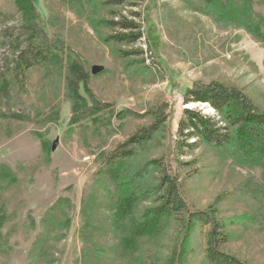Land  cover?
Here are the masks:
<instances>
[{
    "label": "rangeland",
    "instance_id": "rangeland-1",
    "mask_svg": "<svg viewBox=\"0 0 264 264\" xmlns=\"http://www.w3.org/2000/svg\"><path fill=\"white\" fill-rule=\"evenodd\" d=\"M99 1L35 3L38 42L56 56L48 66L32 68L23 89L11 80L0 102V166L8 165L20 181L4 196L9 249L0 255V264H29L42 218L59 199L64 201L58 220L66 226L55 231L56 261L47 264L82 263L86 221L90 242L116 245L124 232L115 227L111 210L101 207L102 193L94 188L99 156L148 120L141 114L162 103L169 120L145 159L163 155L172 171L180 170L191 211L215 206L229 234L225 251L247 264H264L263 168L243 164L230 149L208 143L201 142L186 157L174 152L185 108L219 118L209 103L184 104L185 90L196 82L235 85L264 109V45L242 27L218 23L204 11L202 0H132L96 10ZM0 8L9 24L19 23L14 0H0ZM254 9L264 14V0H256ZM110 10L140 22L142 38L129 44L107 41L104 34L112 31L95 27L94 20L112 18ZM138 49L139 55H122V50ZM4 55L0 46V67ZM74 63L84 72L78 93L87 104L80 101L77 109L66 82L68 74L74 76ZM95 66L101 69L94 72ZM188 161L191 165H185ZM208 228L197 225L180 249L182 234L172 219L156 246L143 243L132 257L120 256L115 263L134 264L132 258L140 256L162 262L176 251L182 254L179 264H205Z\"/></svg>",
    "mask_w": 264,
    "mask_h": 264
},
{
    "label": "trees",
    "instance_id": "trees-1",
    "mask_svg": "<svg viewBox=\"0 0 264 264\" xmlns=\"http://www.w3.org/2000/svg\"><path fill=\"white\" fill-rule=\"evenodd\" d=\"M20 14L17 25L9 24L0 8V46L5 49L3 65L0 67V102L13 80L23 89L27 84L29 71L35 66H48L54 56L43 48L38 37L41 29L37 0H14ZM132 0H100L99 7L120 6ZM204 11L218 23L244 28L251 36L264 45V14L256 12V0H202ZM132 5L135 2H131ZM112 18L94 20L95 27L106 28L107 41L129 44L142 38L141 24L135 18H127L110 10ZM140 15L139 12L134 14ZM141 50L124 51L122 55H139ZM76 63L71 65L74 76L66 80L74 99V109L82 102L78 93V81L84 72ZM80 69V70H79ZM69 72V71H68ZM67 86V88H68ZM184 104L209 103L217 112L218 119L201 110L187 107L179 121L174 152L186 157L199 144L208 143L216 148H228L236 160L247 165H259L264 177V109L239 87L221 81L196 82L185 90ZM167 104L162 103L147 114L139 117L148 120L137 125L133 131L112 150L99 156L95 190L102 193L101 207L112 212L115 227L124 236L112 247L90 242L89 223L82 226L81 264H116L115 260L134 254L143 243L156 246L164 228L174 219L182 234L180 249L186 245L192 230L199 225H209L205 232L203 253L205 264H247L223 248L229 242L225 222L217 215L214 205L206 209L191 211L183 193L179 171H172L163 155L145 159L146 152L154 146V140L165 130L169 120ZM138 115V114H137ZM145 159V160H144ZM191 165V162H184ZM20 184L17 175L8 165L0 166V255L8 249V238L3 227L10 218L4 196L8 190ZM94 190V191H95ZM64 199H59L42 218V229L37 235L31 251L29 264H44L56 261L52 255L53 242L58 240L55 231L64 229L66 224L58 220ZM34 222V221H33ZM90 231V229H89ZM177 254V255H176ZM182 254L172 251L162 262L150 257L132 258L134 264H179ZM132 257V256H131ZM134 260V261H133ZM122 264V263H121ZM124 264H130L124 263Z\"/></svg>",
    "mask_w": 264,
    "mask_h": 264
},
{
    "label": "water",
    "instance_id": "water-1",
    "mask_svg": "<svg viewBox=\"0 0 264 264\" xmlns=\"http://www.w3.org/2000/svg\"><path fill=\"white\" fill-rule=\"evenodd\" d=\"M100 69H101V67H99V66H95L94 69H93V71H94V72H97V71H99Z\"/></svg>",
    "mask_w": 264,
    "mask_h": 264
}]
</instances>
